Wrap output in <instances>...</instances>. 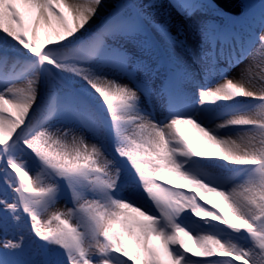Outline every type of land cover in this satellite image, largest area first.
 <instances>
[{"label": "snow or ice", "instance_id": "snow-or-ice-1", "mask_svg": "<svg viewBox=\"0 0 264 264\" xmlns=\"http://www.w3.org/2000/svg\"><path fill=\"white\" fill-rule=\"evenodd\" d=\"M231 2L0 0V264H264V0Z\"/></svg>", "mask_w": 264, "mask_h": 264}, {"label": "rangeland", "instance_id": "rangeland-1", "mask_svg": "<svg viewBox=\"0 0 264 264\" xmlns=\"http://www.w3.org/2000/svg\"><path fill=\"white\" fill-rule=\"evenodd\" d=\"M258 3H259V0H258ZM216 21L219 24H227L226 21L220 20L219 18H216ZM234 30L235 31H240L238 26ZM245 63H247V61H245ZM236 71L237 70H233L232 72L229 73V75L230 76H234ZM208 198L212 199V200H214L216 202H219V198L215 197L214 195H210ZM57 206L63 208L65 206H69L70 207L71 205L67 204L66 199H61ZM18 235H19L18 232L14 233L12 230H10L8 236L5 237L3 235V233L0 232V250H2V241L3 240H5V239H13L14 236H18ZM24 237H25L24 238V249L25 250L23 252H19L17 250H9L8 258L10 260H17V261L25 262V261H28V260L33 258L31 253H30V251L28 250V248L30 247L32 238H31L30 234L27 231L24 232ZM152 242L153 243H158V241H156L155 239Z\"/></svg>", "mask_w": 264, "mask_h": 264}, {"label": "water", "instance_id": "water-1", "mask_svg": "<svg viewBox=\"0 0 264 264\" xmlns=\"http://www.w3.org/2000/svg\"><path fill=\"white\" fill-rule=\"evenodd\" d=\"M219 2V0H217ZM244 3H257V0H232L231 3L221 4L227 12L237 14L241 11V8Z\"/></svg>", "mask_w": 264, "mask_h": 264}, {"label": "bare ground", "instance_id": "bare-ground-1", "mask_svg": "<svg viewBox=\"0 0 264 264\" xmlns=\"http://www.w3.org/2000/svg\"><path fill=\"white\" fill-rule=\"evenodd\" d=\"M185 136L193 143L194 146H200L202 140V134L197 130L193 129L191 126L185 127L182 129Z\"/></svg>", "mask_w": 264, "mask_h": 264}]
</instances>
